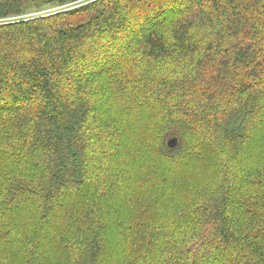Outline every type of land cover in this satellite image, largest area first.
Listing matches in <instances>:
<instances>
[{"label": "trees", "instance_id": "16d2710c", "mask_svg": "<svg viewBox=\"0 0 264 264\" xmlns=\"http://www.w3.org/2000/svg\"><path fill=\"white\" fill-rule=\"evenodd\" d=\"M81 2L0 0V264H264V0Z\"/></svg>", "mask_w": 264, "mask_h": 264}, {"label": "rangeland", "instance_id": "374dc122", "mask_svg": "<svg viewBox=\"0 0 264 264\" xmlns=\"http://www.w3.org/2000/svg\"><path fill=\"white\" fill-rule=\"evenodd\" d=\"M86 1H88V0H82V2H86ZM66 6H68V5H66ZM45 7H46L45 10H43V12H45V13L51 12V11H55V10L59 9V6L55 5V4H49L48 6L46 5ZM32 15H34V14H32V12H30V13H27V14L23 15L22 17H27V16L29 17V16H32ZM12 18H6V19H1L0 18V24L12 21Z\"/></svg>", "mask_w": 264, "mask_h": 264}, {"label": "water", "instance_id": "95a60500", "mask_svg": "<svg viewBox=\"0 0 264 264\" xmlns=\"http://www.w3.org/2000/svg\"><path fill=\"white\" fill-rule=\"evenodd\" d=\"M175 143H176V138H175V137H172V138H170V139L167 141V144H168V146H170V147L174 146Z\"/></svg>", "mask_w": 264, "mask_h": 264}]
</instances>
